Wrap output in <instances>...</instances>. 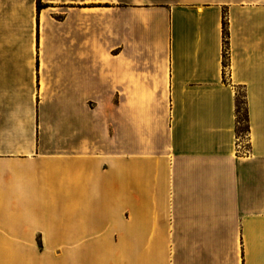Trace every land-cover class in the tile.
<instances>
[{"label": "crops", "instance_id": "1", "mask_svg": "<svg viewBox=\"0 0 264 264\" xmlns=\"http://www.w3.org/2000/svg\"><path fill=\"white\" fill-rule=\"evenodd\" d=\"M0 264H264V0H0Z\"/></svg>", "mask_w": 264, "mask_h": 264}, {"label": "rangeland", "instance_id": "2", "mask_svg": "<svg viewBox=\"0 0 264 264\" xmlns=\"http://www.w3.org/2000/svg\"><path fill=\"white\" fill-rule=\"evenodd\" d=\"M226 22V21H225ZM226 26H227V24H226ZM228 32V31H227ZM227 47H228V41H227V39H226V37H225V52H226V49H227ZM226 55V54H225ZM227 63V60H226V58H225V64ZM244 100L242 99V98H240V102H241V115H240V118H242V119H244L245 118V111H244V105H243V102ZM240 128L241 129H244V134L246 133V131H245V123L244 124H242L240 127H239V130H240Z\"/></svg>", "mask_w": 264, "mask_h": 264}, {"label": "trees", "instance_id": "3", "mask_svg": "<svg viewBox=\"0 0 264 264\" xmlns=\"http://www.w3.org/2000/svg\"><path fill=\"white\" fill-rule=\"evenodd\" d=\"M38 6H39V5H38ZM226 24H227V23L224 21V23H223V28H224V36H225V37L227 36V33H228V32H227V26H226ZM238 111L241 112V102H239V110H238ZM239 120H240L241 123H244V121H245V119H242V118H240V117H239ZM246 130H247V127L245 126V131H246ZM239 132H240V133H244V129H241V128H240Z\"/></svg>", "mask_w": 264, "mask_h": 264}]
</instances>
